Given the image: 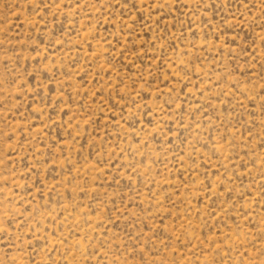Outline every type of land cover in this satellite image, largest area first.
I'll return each mask as SVG.
<instances>
[{"label":"rangeland","instance_id":"obj_1","mask_svg":"<svg viewBox=\"0 0 264 264\" xmlns=\"http://www.w3.org/2000/svg\"><path fill=\"white\" fill-rule=\"evenodd\" d=\"M0 264H264V0H0Z\"/></svg>","mask_w":264,"mask_h":264}]
</instances>
